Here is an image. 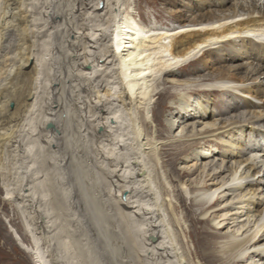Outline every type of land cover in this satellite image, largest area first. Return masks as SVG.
I'll use <instances>...</instances> for the list:
<instances>
[{"label":"bare ground","instance_id":"obj_1","mask_svg":"<svg viewBox=\"0 0 264 264\" xmlns=\"http://www.w3.org/2000/svg\"><path fill=\"white\" fill-rule=\"evenodd\" d=\"M194 1L203 10L195 3L193 13L163 25L142 23L133 0H0V154L30 159L24 168L29 183L6 184L5 198L18 210L31 208V246L15 238L36 264L66 263L52 242L46 203L36 199L43 176L35 158L47 147L58 160L67 159L63 121L73 116L72 135L90 148L88 164L102 170L108 200L142 229L141 264H190L179 236L192 241L196 229L183 224L195 205L199 219L222 233L219 252L227 264H264V76L255 77L264 75V2ZM239 42L254 51L248 58L256 62L251 77L241 76L237 66L218 68L214 59L194 76L182 75L181 68L207 52L231 50ZM41 66L49 74L45 83ZM162 80L181 89L170 102L175 110L167 118L169 138L160 142L148 125L157 119ZM194 85L221 91L232 100L228 113L238 114L214 116L207 96L194 97ZM35 115L42 117L39 129ZM48 122L54 128H46ZM209 138L215 143L201 146ZM168 141L185 143L190 154L180 170L199 168L197 185L179 178L176 189L167 179L162 148ZM215 144L229 148L228 159L216 160ZM184 201L190 204L187 216L177 212Z\"/></svg>","mask_w":264,"mask_h":264},{"label":"rangeland","instance_id":"obj_2","mask_svg":"<svg viewBox=\"0 0 264 264\" xmlns=\"http://www.w3.org/2000/svg\"><path fill=\"white\" fill-rule=\"evenodd\" d=\"M133 1L134 8L137 11V18H140L144 24L150 22L151 19L157 20L159 24L163 25L176 23L175 21L182 18L184 14L191 11L188 13V15H190L193 13L192 11H195V3L196 5L199 4L198 8H201L200 11L203 10V6H200L201 3L194 0ZM239 1L251 2L253 0ZM261 1L264 2V0ZM234 2H236V0L232 1L231 4L233 5ZM218 4H220V2ZM231 4L229 8L232 7ZM261 5L263 4L261 3ZM242 43L243 42L238 43L237 46L239 48L234 46L230 50L229 46H227V48L225 47L222 50L215 49L211 51L210 54L207 52V55L205 54L197 61L184 66L180 71L184 77L186 75L194 76L192 74L195 73L196 70L204 69L206 63L214 59L217 62L216 65L218 68L225 66L236 68L237 66V68L240 69L239 73L240 75L242 74L241 76L244 77L246 75L251 77L253 74H250V71L254 68L253 65L256 66V62L252 61V58L248 59L250 55H254V51L252 50L253 47H251V52H247L248 48L246 50L241 49L243 47ZM236 50L240 51L238 52ZM40 53L41 55L38 61L43 64L45 63V57L42 54V50ZM209 58L210 60H208ZM48 64L50 65V62ZM41 74L42 83H45L49 76L48 70L42 69L41 66ZM204 75L205 78H209L206 73ZM25 76H28V74H25ZM262 76L264 75H255L257 80ZM252 78H254V76H252ZM250 81L252 80H248V82ZM173 86L174 85L165 80L161 81L159 94L156 97L157 119L155 123L148 125L151 134H153L155 130L156 134H159L158 137L160 142L169 138L170 130L167 126V118L171 111L175 110V108L171 107L172 105L170 102L175 100L178 96L177 89H181V87L178 88L174 86V88ZM191 92L196 98L203 96L206 98L207 96V100H203L209 103L212 109H215L214 116L221 115V117L223 116L222 118H225L229 116V114H232V112L234 115L238 114V112L235 111L228 113L227 110L229 109L226 106L231 99H226V96L224 97L221 91L207 90L205 88L199 89V87L194 85ZM72 115H74V113H71V116ZM176 117H178V115H176ZM73 118L74 116L63 121V130L66 132L67 140L70 143V149L68 150L70 153L67 152L69 154L67 159L64 160L60 158V160H58L47 147L44 155H39L38 158H35V162L40 169V175L43 176L41 178L43 183L40 181L42 184H39L41 190L36 199L46 203L44 206L45 213L53 221V229L55 228V231L53 230L50 235H52V242H55L54 245L58 246L56 247V251L59 253L61 252V255L63 254L62 257L66 262L65 264H141V258L144 257L141 240L142 233L140 232L142 229L138 228L135 223L128 221L126 217H123L124 215H122L123 213L118 204L115 203V206L113 202L108 200L109 198L106 196L108 191L106 190L107 188H105L106 181L103 179L104 175L102 170L100 171L99 166H90L88 164V162L92 160L89 157L91 156L89 155L91 154L90 148L85 147V143H82V141L80 144V139L72 135L75 130V124L72 121ZM41 122L42 117L40 116H36L33 119L36 129L41 127ZM37 141L39 140H35V142ZM212 142L213 140L210 138L208 140L206 139L201 146L205 147L208 143L212 145ZM252 143L250 145H252ZM215 145L219 147L217 150L218 152L216 151L217 153H215L217 156L216 160L222 159L223 156L228 159L227 155L231 152L229 148L227 146L225 147V145ZM38 150H40V147ZM162 152L163 161L165 162V167L163 169L165 171L164 174L173 187L176 189L180 188L177 182L179 178L187 180L190 186L197 185L201 175V170L199 168L193 167L190 173L185 174L180 170L183 157L190 154V151H187L185 148V143L182 141L176 143L168 141L164 144ZM2 155H5L7 159L5 160ZM8 155L9 157H6ZM11 155L14 156L12 157ZM0 157V168H2L0 169V264H36L33 259V254L23 248L16 239L19 235L25 244L31 246V232L27 230L28 225H26L28 221L30 222L31 220L28 216V212L31 208L19 207L18 210V206L15 203L5 198L7 196L6 184H11L12 187H16L17 185L26 186L29 183L27 180L25 182V177L28 175V172H26L27 169L24 170V168H28L27 164L30 163V159L26 156H15L13 153L0 154ZM15 157L16 159H14ZM23 158H27V160ZM89 158L90 160L88 161ZM21 159L24 162H22ZM63 161H67L69 164H63L65 167L59 165V163H63ZM231 165L232 164L229 166ZM59 166H62L63 170ZM93 168L96 169L94 170ZM80 190L81 194L83 193L82 196L79 192ZM80 197L84 198L82 199ZM177 206V212L187 216V207L190 206V204L184 201ZM193 207V213L188 214L186 222L183 224L184 226H188L189 229H196L195 233H193L192 241L186 243L185 240L183 241L184 238L181 233L179 236L188 262H190V264H227L228 261H226V257L219 252L220 242L224 240L222 233L214 229L210 222L199 219L200 217H198L197 212L200 211V206L195 205ZM22 209L24 211L28 209L27 213ZM26 216L30 219L26 218ZM174 224V226H176L175 222ZM175 229L179 235L177 226ZM206 231L210 232L207 233ZM225 231L226 229H224V231L222 230L223 233ZM56 238L57 240L55 241ZM191 250L198 252L197 255H191ZM207 255L209 257L204 259Z\"/></svg>","mask_w":264,"mask_h":264},{"label":"water","instance_id":"obj_3","mask_svg":"<svg viewBox=\"0 0 264 264\" xmlns=\"http://www.w3.org/2000/svg\"><path fill=\"white\" fill-rule=\"evenodd\" d=\"M100 4V6H101V2L99 3ZM46 128H54V124L52 123V122H48L47 124H46Z\"/></svg>","mask_w":264,"mask_h":264}]
</instances>
